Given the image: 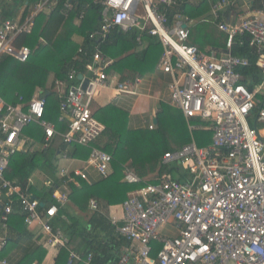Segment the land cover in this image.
Here are the masks:
<instances>
[{"label": "built area", "instance_id": "built-area-1", "mask_svg": "<svg viewBox=\"0 0 264 264\" xmlns=\"http://www.w3.org/2000/svg\"><path fill=\"white\" fill-rule=\"evenodd\" d=\"M236 1L212 4V24L226 36L225 50L218 54L190 45L195 24L179 11L178 0H101L100 27L89 39H103L115 29L140 33L137 44L141 35L156 39L162 47L158 67L172 80L170 106L182 112L190 132L199 129L191 121L201 120L213 133L209 147L199 148L192 141L163 156V166L175 169L183 180L171 179L165 173L157 183L143 182L128 195L121 205L122 224L116 226V235L126 246L116 264H264V10H256L252 16L240 14L230 23L226 17ZM56 5V0H42L23 20H0V56L27 61L30 50L14 48L13 41L21 34H30L34 18L50 14ZM64 7L69 12L73 5ZM83 17L81 11L75 23ZM237 37H246L256 55L260 80L252 88L241 83L237 72L248 66L246 58L232 53ZM109 63L101 53H94L88 67L92 77L85 90L81 83L74 84L73 72L67 82L55 83L61 99L59 122L64 117L70 121L63 133L44 120L45 99L36 96L28 103L13 105L0 97V252L8 242V216L17 208L26 226L35 225L42 231L45 247L68 250L66 264H93V254L82 257L69 250V239L53 226L67 196L57 188L52 194L56 204L41 206L19 185L8 181L5 172L9 158L19 149L23 129L36 124L44 132L43 149L56 136L64 144L89 148L86 166L103 178L109 175L111 156L92 146L104 127L91 111L96 89L109 87L103 72ZM139 82L117 84L116 90L129 93ZM59 177L70 182L75 177L86 179V174L60 168ZM123 180L128 184L143 181L127 167ZM89 209L97 211L98 204L91 200ZM111 222L117 224L114 219ZM151 242L161 245L154 258ZM0 264L7 262L0 260Z\"/></svg>", "mask_w": 264, "mask_h": 264}, {"label": "trees", "instance_id": "trees-1", "mask_svg": "<svg viewBox=\"0 0 264 264\" xmlns=\"http://www.w3.org/2000/svg\"><path fill=\"white\" fill-rule=\"evenodd\" d=\"M40 1L42 0H5L0 5V20H15L18 16L23 20ZM56 1L57 5L50 14H38L34 18L30 34H21L12 43L16 49L25 47L30 50L27 61L19 62L7 55L0 56V97L4 102L10 103L11 97L7 95L12 94L17 99L20 98L21 103H28L34 96L48 92L44 98V120L53 123L57 131L62 133L70 121L64 117V123H58L61 115L59 108L61 99L56 91L57 81L67 82V77L72 72L76 77L79 74L86 75L87 66L91 64L92 57L97 51L101 55L103 53L113 58L117 56L118 60L116 62L112 60L114 63L111 65L120 69L122 65L130 64L154 65L162 55V47L158 41L151 42L143 53L142 60L134 63L136 59L134 51L137 47V38L140 37L137 31L124 33L116 29L106 38L89 39L90 34L100 27L101 0ZM216 1L178 0V3L181 5L179 11L195 24L189 39L190 45L202 51L215 50L219 54L225 50L226 36L212 24L211 7ZM67 3L73 5L69 12L64 7ZM236 5L237 2L233 7L236 8ZM252 9L264 10V0H253ZM81 11L84 12V17L80 25L76 26L74 20ZM73 37L81 38L82 43L78 45ZM141 37L154 39L145 35ZM78 50L82 52L78 53ZM232 53L248 60V66L238 68L237 72L242 76L241 83L252 88L260 80V71L255 66L256 55L249 47L246 37L235 39ZM74 84L78 85L79 81L76 80ZM92 116L104 126L101 136L92 146L111 156V172L103 178L95 171L98 174L95 181L75 177V184L67 183L70 196L68 205L65 206L67 209L69 207L70 211L76 208L80 213L73 211L71 214L62 206L53 221V226L63 231L69 239L71 250H76L82 257L93 254V264H116L123 246H126V241L116 235V226L121 224L113 225L108 216H105L104 210L110 206L122 205L128 200V195L142 186L143 182L157 183L159 178L155 176L150 181L143 179L151 173L160 174L165 171L171 176L176 175L175 169L168 170L162 165V157L166 153L176 152L188 145L191 136L182 112L166 104L160 105L156 116V128L152 131L128 130L125 113L113 106L100 108L93 112ZM191 123L201 127L208 125L198 120H192ZM24 130L34 140L40 142L42 136L44 140L43 131L38 125L27 126ZM191 133L198 147L211 145L212 130L198 129ZM67 147L69 149H66ZM62 150L67 151V156L78 157L83 161H87L90 154L89 148L74 145L64 144ZM59 151L61 152V149ZM57 153L58 150L51 148L50 145L39 154L31 155L29 159L26 155L16 152L9 158L5 178L10 182L16 181V185L42 203L56 204L52 194L65 182V179H61L56 174L53 158ZM124 166L143 181L139 184L126 183L123 180ZM34 170H39L45 175L49 188L44 187L40 191L34 187L26 188V182ZM91 200L99 205L98 210L87 217L80 216L86 215L89 211L88 205ZM14 211L18 212L17 208ZM14 215L13 212L8 216L6 228L8 242L0 252V257L9 245H13L16 250L25 253L22 261H34L35 258L41 261L40 247L28 255L27 250L22 249L25 241H20L19 238L26 239L30 234L27 228H14V223L24 224L21 214L19 217ZM151 246V257L154 258L160 251L161 245L151 242ZM67 254L66 250H61L56 264H66Z\"/></svg>", "mask_w": 264, "mask_h": 264}, {"label": "crops", "instance_id": "crops-1", "mask_svg": "<svg viewBox=\"0 0 264 264\" xmlns=\"http://www.w3.org/2000/svg\"><path fill=\"white\" fill-rule=\"evenodd\" d=\"M3 1L5 0H0V5L2 4ZM6 1H9V0H6ZM236 2H237V5H236L237 7L236 8L233 7L230 15H227L226 17L230 23L235 22L237 16L240 14H242L243 16L250 14V16H252L254 12L256 11L252 9L253 0H237ZM19 18H21V16H18L15 20ZM226 18H225V21H226ZM74 24L76 26L80 25V23L77 25L75 23V20H74ZM73 40L78 45L82 43L81 38L73 37ZM156 41H157L156 39L154 40V39H144L143 38L142 43L137 44V47L134 51V54L136 56L134 63H137L138 61L142 60V57H143L142 55L145 52L146 48L149 46L151 42L154 43ZM102 55H104L103 57L114 60L115 62L118 60L117 56L113 58L103 53ZM112 65L103 69V71L106 73L109 79V82L111 81V85H109V87L107 88H98L95 91L93 95L92 105H91L92 113L96 112L100 108H104L107 106H113L125 113L126 127L128 130L130 131L148 130V126L150 124L155 125V128H156L157 123L154 124V120L156 119L157 113L160 109V105L161 104L170 105L169 102H170L171 77L161 71V69L158 67V62L150 66H145V65L139 66L138 64H130L129 66L122 65L120 69L119 67L112 66ZM87 78H91V74L88 71L86 72V75L84 76V79H87ZM135 79H139L140 82L138 84L134 83L129 93H120V92H117L114 88L117 82L119 83L132 82L133 83ZM47 95H48V92H46V96ZM7 96L11 97L10 103L5 102L7 104H13V103L17 104L21 102L20 98L17 99L16 96H13L12 94H8ZM2 100L4 99L2 98ZM46 122H49V121H46ZM58 123H62V122H59V119H58ZM41 138H42V141L38 142L34 140L32 136L27 135L25 133V130L22 131L20 138H19L20 144H19V149L17 152L26 155V158L28 159L33 154H39L41 151H43V141H44L43 136ZM59 138L60 137L56 136L50 144L51 148H56L58 150L57 155H55L53 158V162L56 163L57 159L61 157V167H60L61 169H67L70 172L82 171L86 174V178H89L95 181L98 174H96L95 171H93V169L87 167L85 161H83L82 159L78 157L67 156V151L62 150V146L64 145L62 144L63 143L62 139H59ZM60 144H61V147H59ZM59 149H61V152L59 151ZM66 149H69V147H67ZM56 174L59 177V173H56ZM158 174H155L156 178L157 177L160 178L162 175H164L165 171L160 173L159 175ZM61 179H64V178L61 177ZM75 180L76 178L70 181V183L75 184L76 183ZM15 182L16 181L13 180L12 183L17 184ZM67 183L69 182L65 180V182L60 187H58V189L61 193L65 194L67 198L69 199L70 189H68ZM29 187H34L35 189L40 191L44 187L49 188L50 185L45 175L42 172H40L39 170H34L33 172H31V175L29 176L26 182V188L28 189ZM56 190L57 189H55L54 191ZM38 201L41 204H43V206L47 205L46 203H42L40 200ZM65 205L66 206L68 205V200ZM65 205L63 206L64 208H66ZM98 208H99V205H98ZM1 210H2V206L0 204V214H1ZM66 210H68L71 214H73V211L77 214L78 212L80 213V211H77L76 208L70 211L71 209L68 207V209L66 208ZM107 211L109 212L108 214H106ZM14 214H15L14 216H17V217L20 216L19 212L14 211ZM104 214L105 216H108L110 220L114 219L118 224H122L123 215H122L121 205L110 206L108 209L104 210ZM80 216L87 217L84 214H81ZM13 225H14V228H23V227L27 228V231L29 232L30 237L28 236V238L26 239L19 238L20 241H25V246H23L22 249L27 250V255H28V254H32V252H34V250L37 247H40V250L42 251L40 253L41 261H39V258H35L34 261H26V262L22 261L25 253L22 252L21 250H16V247H14L13 245L8 246V249L5 250L3 254L1 255L0 260H5L7 264H56L60 251L58 252L57 250L54 249L55 251L54 252L52 248H48L44 246L43 234H42V231L39 229V227L35 225H31V226H26L25 224L20 225L19 223H14ZM1 234H2V231L0 230V235ZM68 249L71 250L69 246H68ZM66 251L68 252V250ZM72 251H76V250H72ZM67 258H68V254H67ZM48 261H50V263H48Z\"/></svg>", "mask_w": 264, "mask_h": 264}, {"label": "bare ground", "instance_id": "bare-ground-1", "mask_svg": "<svg viewBox=\"0 0 264 264\" xmlns=\"http://www.w3.org/2000/svg\"><path fill=\"white\" fill-rule=\"evenodd\" d=\"M115 30H116V29H115ZM108 35H109V34H108ZM108 35H107V36H108ZM107 36H106V37H107ZM106 37H105V38H106ZM141 43H142V41H141ZM141 43H140V44H141ZM97 52H99V51H97ZM99 53H100V52H99ZM102 58H103L104 60L110 62V63H109V66L113 63V61H112L111 59L105 58V57H103V56H102ZM160 58H161V57H160ZM159 60H160V59H159ZM158 63H159V61H158ZM88 67H89V65L87 66V71H88ZM161 71H162V70H161ZM88 72H89V71H88ZM103 72H104V71H103ZM103 72H102V73H103ZM162 72H163V71H162ZM89 73H90V72H89ZM99 73H100V72H99ZM104 73H105V72H104ZM163 73H164V72H163ZM90 74H91V73H90ZM97 74H98V73H97ZM97 74H95L93 77H97ZM165 74H167V73H165ZM79 75H81V74H79ZM105 75H106V73H105ZM167 75H169V74H167ZM84 76H85V75H82V80L79 81V83H81V86H82V82H83L84 80H88V82H89V79H90V78L84 79ZM169 76H170V75H169ZM91 77H92V74H91ZM106 77H107V75H106ZM170 77H171V76H170ZM76 79H77V77H76ZM77 80H78V79H77ZM107 81H108V84L111 85V81L109 82L108 77H107ZM171 82H172V80H171ZM117 84H120V83L117 82V83L115 84V86H114L115 90H116V85H117ZM87 86H88V84H87ZM81 88H82V87H81ZM86 88H87V87H86ZM86 88H85V89H86ZM99 88H103V87H99ZM85 89H83V90H85ZM97 89H98V88H97ZM97 89H96V90H97ZM116 91H117V90H116ZM117 92H118V91H117ZM170 97H171V92H170ZM184 118H185V117H184ZM185 120H186V119H185ZM198 121L202 122L201 120H198ZM203 123H205V122H203ZM206 124H207V123H206ZM149 126H153V129L155 128V125L150 124ZM149 126H148V130H150V129H149ZM207 126H208V125H207ZM207 126H203V127L199 126V129H200V130H201V129L209 130V129H206ZM103 127H104V126H103ZM153 129H152V130H153ZM190 136H191V142H190L189 144H191L192 141H194L193 134H192L191 132H190ZM194 143H195V141H194ZM189 144H188V145H189ZM195 145H196V143H195ZM211 145H212V143H211ZM211 145H209V146H211ZM196 146H197V145H196ZM209 146H206V147H209ZM197 147H198V146H197ZM206 147H199V148H206ZM163 156H164V155H163ZM162 160H163V157H162ZM162 165H163V164H162ZM169 176L171 177V179H174V180H175V179H176V180H183L182 177H180V176L178 175V173H176V175H174V176H171V175H169Z\"/></svg>", "mask_w": 264, "mask_h": 264}, {"label": "rangeland", "instance_id": "rangeland-1", "mask_svg": "<svg viewBox=\"0 0 264 264\" xmlns=\"http://www.w3.org/2000/svg\"><path fill=\"white\" fill-rule=\"evenodd\" d=\"M31 14V13H30ZM29 14V15H30ZM41 14H43V13H41ZM45 15V14H44ZM37 97L39 96H42V95H36ZM36 96H34V97H36ZM58 96H59V94H58ZM258 128H262V126L261 125H259L258 126ZM150 131V130H149ZM55 166H56V169H57V173H59L60 172V167H61V157L60 158H58L57 159V162L55 163ZM124 168H126V166H124ZM155 176V173H151V174H149L148 176H146L145 178H143L144 180H146V181H150V180H152V179H154L153 177ZM89 206V205H88ZM89 209V208H88ZM92 212L90 211V209H89V211L88 212H86V215L85 216H88L89 214H91ZM109 212L107 211L106 212V214H108ZM53 251H54V249H52ZM55 252V251H54ZM48 263H50V261H48Z\"/></svg>", "mask_w": 264, "mask_h": 264}, {"label": "water", "instance_id": "water-1", "mask_svg": "<svg viewBox=\"0 0 264 264\" xmlns=\"http://www.w3.org/2000/svg\"><path fill=\"white\" fill-rule=\"evenodd\" d=\"M77 79H78V81H81L82 80V75H78L77 76ZM87 84H88V80H84L83 82H82V89H85L86 87H87ZM45 96H46V93L45 94H43L42 96H40L41 98H45ZM157 123V120L155 119L154 120V124H156ZM41 206H43V204H41Z\"/></svg>", "mask_w": 264, "mask_h": 264}]
</instances>
